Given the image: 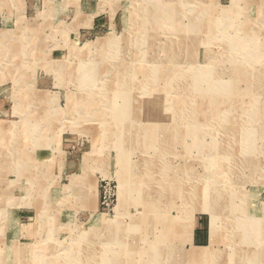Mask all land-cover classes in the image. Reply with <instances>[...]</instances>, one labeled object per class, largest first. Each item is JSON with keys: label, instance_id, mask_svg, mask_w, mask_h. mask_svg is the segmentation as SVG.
Here are the masks:
<instances>
[{"label": "rangeland", "instance_id": "374dc122", "mask_svg": "<svg viewBox=\"0 0 264 264\" xmlns=\"http://www.w3.org/2000/svg\"><path fill=\"white\" fill-rule=\"evenodd\" d=\"M14 125L0 264H264V0H0Z\"/></svg>", "mask_w": 264, "mask_h": 264}, {"label": "bare ground", "instance_id": "6f19581e", "mask_svg": "<svg viewBox=\"0 0 264 264\" xmlns=\"http://www.w3.org/2000/svg\"><path fill=\"white\" fill-rule=\"evenodd\" d=\"M164 1V0H163ZM190 3V2H189ZM160 4V3H159ZM171 4V3H170ZM165 5V4H164ZM171 5H173V4H171ZM163 6V5H162ZM156 10V9H155ZM173 11V10H172ZM175 12H176V10L175 11H173V14H175ZM167 14H168V12H167ZM174 20V19H173ZM169 27V26H168ZM182 38V37H181ZM105 42V41H104ZM179 43V42H178ZM103 44V43H102ZM181 44V43H180ZM101 47V46H100ZM174 46L173 45H171V49L173 48ZM11 51V50H10ZM197 69V68H196ZM199 71V70H198ZM196 73H197V71H196ZM196 73H194L193 75H196ZM209 74V73H208ZM224 74V73H223ZM201 77H202V75H201V73H200V75H198L197 77H195V83H194V86L198 89V85L200 84V81H202V79H201ZM215 78H217V75L215 74ZM213 79L214 80V85H215V88L214 87H212V90L211 91H213L214 92V94H216V95H218V94H222V93H225V92H227V91H231V89H232V86H230V87H228V88H222V87H227V86H229L232 82L230 81H223V82H220V81H218L217 79ZM212 81V80H211ZM191 83V82H190ZM198 84V85H197ZM183 90H184V88H183ZM209 97V96H208ZM12 127V126H11ZM20 128L19 127H15V125H14V128H12V129H10V128H8V129H6L7 131H10V133H14V132H16V135H14L13 137H10V138H2V142L0 141V143H1V146H0V148L1 147H3L4 149L6 148L5 147V145H7V144H9V143H7V140H9L10 141V143H11V145H12V149H13V145H15L16 143L14 142V141H16V142H19V141H21V143L19 144L20 146L18 147V150L20 151V153L22 154V156L24 155V157H26L27 159H29L30 157H28L29 156V149H27V150H25V146H27V145H22V138L21 139H19L17 136V132H20V130H19ZM22 132V131H21ZM227 133H229V132H227ZM230 134V133H229ZM24 137V136H23ZM29 139V138H28ZM17 145V144H16ZM2 148V149H3ZM21 148H24V151L21 149ZM27 148V147H26ZM17 149V148H16ZM29 151V152H28ZM21 154H19V155H17V157H21ZM2 157V156H1ZM22 159H24V158H22ZM29 161V160H28ZM14 163L15 164H17L18 166L20 165V164H22L21 162L20 163H18L16 160H14ZM21 167L19 166L18 167V170L20 171L21 169H20ZM214 207V206H213ZM156 247V246H155ZM202 255V254H201ZM200 256V255H199Z\"/></svg>", "mask_w": 264, "mask_h": 264}]
</instances>
